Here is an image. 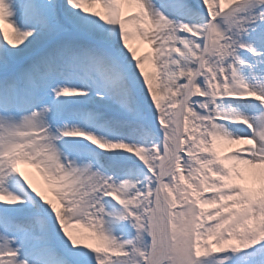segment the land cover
<instances>
[{
  "label": "snow or ice",
  "instance_id": "1",
  "mask_svg": "<svg viewBox=\"0 0 264 264\" xmlns=\"http://www.w3.org/2000/svg\"><path fill=\"white\" fill-rule=\"evenodd\" d=\"M0 37V264H264V0H0Z\"/></svg>",
  "mask_w": 264,
  "mask_h": 264
},
{
  "label": "bare ground",
  "instance_id": "2",
  "mask_svg": "<svg viewBox=\"0 0 264 264\" xmlns=\"http://www.w3.org/2000/svg\"><path fill=\"white\" fill-rule=\"evenodd\" d=\"M96 8L99 9L98 6H96ZM0 38H2V37H0ZM134 42H135V41H134ZM133 44H134V43H133ZM136 45H138V46L136 47V49L138 50V54H142L143 52L148 51V48H146V47L143 48V47H142V43H136ZM146 70L151 71L150 68H146ZM221 146H222V147H225V149H226L225 151H221V154H223L224 152H226L225 154H227L229 151H231L232 149L237 148V147H245V145H227V144H221ZM35 178H36V179L38 178L37 181L40 180V178H39L38 175H37Z\"/></svg>",
  "mask_w": 264,
  "mask_h": 264
},
{
  "label": "rangeland",
  "instance_id": "3",
  "mask_svg": "<svg viewBox=\"0 0 264 264\" xmlns=\"http://www.w3.org/2000/svg\"><path fill=\"white\" fill-rule=\"evenodd\" d=\"M97 10H99L98 8H97ZM133 41H135V40H133ZM134 43H140L139 41H135ZM147 46V45H146ZM145 67L146 68H150L151 69V66L149 65V64H146L145 65ZM226 149H225V147H222L221 145L219 146V151L221 152V151H225ZM226 152H224L222 155H224Z\"/></svg>",
  "mask_w": 264,
  "mask_h": 264
}]
</instances>
